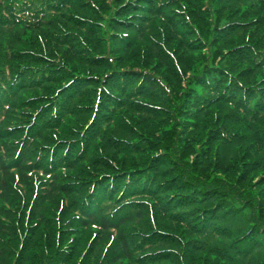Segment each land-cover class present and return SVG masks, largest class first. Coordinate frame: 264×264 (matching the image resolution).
<instances>
[{
	"label": "trees",
	"instance_id": "16d2710c",
	"mask_svg": "<svg viewBox=\"0 0 264 264\" xmlns=\"http://www.w3.org/2000/svg\"><path fill=\"white\" fill-rule=\"evenodd\" d=\"M0 264H264V0H0Z\"/></svg>",
	"mask_w": 264,
	"mask_h": 264
},
{
	"label": "rangeland",
	"instance_id": "374dc122",
	"mask_svg": "<svg viewBox=\"0 0 264 264\" xmlns=\"http://www.w3.org/2000/svg\"><path fill=\"white\" fill-rule=\"evenodd\" d=\"M225 13H227V11ZM223 19H224V21L227 20V18H224V17H223ZM195 30L197 32L201 33L203 36H205L204 28H203V25L201 24V22H199V21L196 22V24H195ZM141 65H143V61H142ZM153 68H155V67H153ZM157 70H159L158 72L160 74H163V75L166 74L167 75V70H165L163 67H157ZM183 81H184L183 78H180V82H181L182 89H183V84H184Z\"/></svg>",
	"mask_w": 264,
	"mask_h": 264
}]
</instances>
